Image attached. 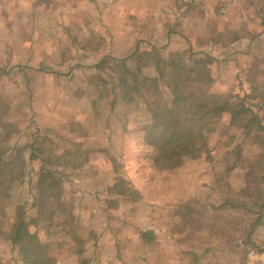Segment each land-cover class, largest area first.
<instances>
[{"label": "rangeland", "instance_id": "1", "mask_svg": "<svg viewBox=\"0 0 264 264\" xmlns=\"http://www.w3.org/2000/svg\"><path fill=\"white\" fill-rule=\"evenodd\" d=\"M35 1L0 0V262L22 264L5 234L24 219L53 264H264V0ZM157 19L180 36L162 38L161 54L210 55L207 90L244 103L263 129L223 112L207 152L154 164L143 100L122 89L110 59L154 48L145 40ZM44 169L59 196L39 210Z\"/></svg>", "mask_w": 264, "mask_h": 264}, {"label": "trees", "instance_id": "2", "mask_svg": "<svg viewBox=\"0 0 264 264\" xmlns=\"http://www.w3.org/2000/svg\"><path fill=\"white\" fill-rule=\"evenodd\" d=\"M188 53L190 58H185L184 53L179 51L164 56L159 49L151 48L141 56L132 54L125 58L110 59L118 68L117 79L122 89L137 93L143 100L152 126L143 129L141 140L145 145L158 149L153 160L158 168H170L183 158H193L201 148L207 152L209 134L223 112L229 113L231 124L242 119L240 127L263 129L258 114L244 103L229 106L227 97L207 90V86L213 81L209 67L212 57L208 54L198 55L190 50ZM132 57H135L136 64L130 67L127 61ZM105 62L103 59L94 67L102 68ZM261 98L264 99V96ZM5 163L2 161L0 166H5ZM47 163L54 164L50 161ZM260 165L259 159L251 163L245 174L246 185L240 190V194L246 198L254 196L251 183L256 182L255 174ZM43 171L36 184L35 202L39 210L44 207L43 199L59 196L55 190L53 171ZM227 202L233 208L247 207L248 204L247 200L236 203L226 200ZM258 207L256 218L250 224L252 229L263 217L262 204ZM33 226L24 219H18L5 237L20 248L22 264H53L46 256L44 245Z\"/></svg>", "mask_w": 264, "mask_h": 264}, {"label": "crops", "instance_id": "3", "mask_svg": "<svg viewBox=\"0 0 264 264\" xmlns=\"http://www.w3.org/2000/svg\"><path fill=\"white\" fill-rule=\"evenodd\" d=\"M37 1L38 0H36L35 2L37 3ZM154 1V0H153ZM206 0H200V1H198V2H205ZM213 1V0H212ZM207 2H211V0H207ZM35 5V4H34ZM149 8H147V12H149ZM154 8H153V12H154ZM182 15H183V13H182ZM147 34H149V35H147V36H149V37H151L150 39H146L145 40V42H150L151 43V45L152 46H154V48H157V49H159L160 51L162 50H164V44L162 43V44H160V45H158V42H161V40H162V38H165V40L167 41V40H169L170 38H172V37H175V38H178V34L177 33H174V32H172V33H170V32H168V26H167V24H166V22H161V19H159V21H158V19L156 20V22H154L153 23V25L151 26V28L149 29V31L147 32ZM146 36V37H147ZM180 37V36H179ZM184 42L182 41V40H180V44H183ZM185 44V43H184ZM184 46V45H183ZM183 48V47H182ZM184 49V48H183ZM247 49H243V50H241V52H245ZM215 75V74H214ZM216 77V79L217 80H219V78H217V76H215ZM227 78V77H226ZM126 132H128L127 130H126ZM99 134H100V132H99ZM111 136L113 137L114 136V133L112 132L111 133ZM106 144V145H105ZM141 144V143H140ZM103 145H105V146H107V147H109L110 148V141L108 140V139H106L105 138V140H104V142H103ZM127 146H126V150L127 151H129V150H131L132 148H134V146H133V143L132 142H127V144H126ZM142 145L144 146V147H147V145H145L144 143H142ZM91 161L89 160V162L88 163H90ZM82 211H83V213H85V207L84 206H82Z\"/></svg>", "mask_w": 264, "mask_h": 264}]
</instances>
